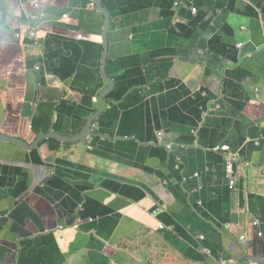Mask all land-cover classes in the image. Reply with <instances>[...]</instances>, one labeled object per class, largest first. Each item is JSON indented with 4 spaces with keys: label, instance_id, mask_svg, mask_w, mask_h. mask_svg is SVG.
I'll use <instances>...</instances> for the list:
<instances>
[{
    "label": "crops",
    "instance_id": "crops-1",
    "mask_svg": "<svg viewBox=\"0 0 264 264\" xmlns=\"http://www.w3.org/2000/svg\"><path fill=\"white\" fill-rule=\"evenodd\" d=\"M99 1L0 0V137L115 83L0 141V264H264V0Z\"/></svg>",
    "mask_w": 264,
    "mask_h": 264
},
{
    "label": "water",
    "instance_id": "water-1",
    "mask_svg": "<svg viewBox=\"0 0 264 264\" xmlns=\"http://www.w3.org/2000/svg\"><path fill=\"white\" fill-rule=\"evenodd\" d=\"M96 3H97V8L106 15L107 24L109 26L111 19L109 17L108 12L105 11L104 7L102 6V4L99 0H96ZM192 8H195V7H192ZM108 28L109 27L106 28V32L108 31ZM107 45H108V42H106V48H107ZM102 74L104 75V78H105L106 82L108 83V87L104 91H102V93L99 96L98 112L95 113L93 116H91L88 119V121H87L84 129L81 131V133L74 135V136H68V135H63V134H59V133H50V134L39 137L37 142L34 144H29L20 138L7 137L5 135L0 137V141L6 140L9 142L20 143L23 147H25L27 149H31V148L34 149V148L39 147L42 144V142H44V140H46L48 138H55V139L62 141L63 143H77V142L83 141V140L93 136L94 133L92 131V128L94 126V122L96 121V119H98L101 115L104 114L105 106H106V102H105L106 96H108L111 93V91L115 85V83L111 79H108L105 76V74H106V61H104Z\"/></svg>",
    "mask_w": 264,
    "mask_h": 264
},
{
    "label": "built area",
    "instance_id": "built-area-1",
    "mask_svg": "<svg viewBox=\"0 0 264 264\" xmlns=\"http://www.w3.org/2000/svg\"><path fill=\"white\" fill-rule=\"evenodd\" d=\"M37 7L40 8V5L37 4ZM193 12L196 13L197 12V9L196 8H192ZM40 17H35L34 19L35 20H38ZM32 37L34 38H38V33H37V30L36 28H33V32L31 33ZM22 35L20 34L19 37H21ZM80 39H82V36L79 37ZM38 69H41V68H38ZM258 91V90H257ZM230 147L228 145H222V146H218L215 148V151L216 152H219V153H230ZM231 159L230 160H227L226 161V171L227 173L232 176L234 174V171H235V166H236V162H235V157H230ZM230 185L231 186H234L235 185V182L232 180L230 182ZM253 226L255 228H259L261 225H260V222H254ZM258 237L260 239H263L264 238V232L263 231H259L258 233ZM246 238L243 237L242 240H245Z\"/></svg>",
    "mask_w": 264,
    "mask_h": 264
}]
</instances>
